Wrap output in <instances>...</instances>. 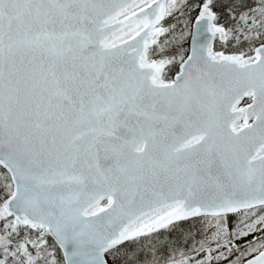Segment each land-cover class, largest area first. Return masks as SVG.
I'll list each match as a JSON object with an SVG mask.
<instances>
[{"label":"snow or ice","instance_id":"obj_1","mask_svg":"<svg viewBox=\"0 0 264 264\" xmlns=\"http://www.w3.org/2000/svg\"><path fill=\"white\" fill-rule=\"evenodd\" d=\"M0 264H264V0H0Z\"/></svg>","mask_w":264,"mask_h":264}]
</instances>
